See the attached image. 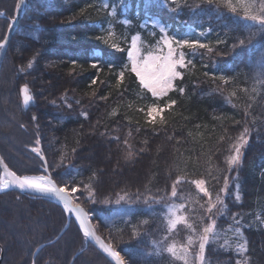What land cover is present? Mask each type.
I'll return each instance as SVG.
<instances>
[{
  "label": "trees",
  "instance_id": "1",
  "mask_svg": "<svg viewBox=\"0 0 264 264\" xmlns=\"http://www.w3.org/2000/svg\"><path fill=\"white\" fill-rule=\"evenodd\" d=\"M16 2L0 0V42ZM260 2L231 0L233 13L227 0H27L0 68L2 157L18 174H47L32 150L39 139L53 179L79 185L75 200L128 264H186L182 246L189 264L244 258L264 264V224L253 221L256 210L264 212V31L244 14L246 8L258 14ZM172 34L212 51L192 55L185 47L191 63L181 70L183 79L166 96L152 97L130 71L127 52L133 38L148 53ZM97 49L101 59L93 67ZM25 84L32 96L27 105ZM153 105L163 109L154 118ZM245 126L248 142L239 164L229 166ZM195 180L205 181L213 200L217 194L223 200L215 217L219 235L210 237L203 262L198 235L210 222L208 197ZM173 207L195 232L183 222L170 226ZM82 241L78 221L60 203L18 190L0 193V264H113L89 238ZM240 244L246 251H237ZM173 246L176 255L168 251Z\"/></svg>",
  "mask_w": 264,
  "mask_h": 264
},
{
  "label": "snow or ice",
  "instance_id": "2",
  "mask_svg": "<svg viewBox=\"0 0 264 264\" xmlns=\"http://www.w3.org/2000/svg\"><path fill=\"white\" fill-rule=\"evenodd\" d=\"M201 2L213 3L214 0H201ZM25 3V0H20L17 7L19 8L21 5ZM253 6H255V0H251ZM228 7H230L231 11L235 13L237 8L232 5L231 0H227ZM107 7V5H105ZM113 14H115V10H113ZM245 17L255 21L259 24L260 30L264 31V0H261L258 6V14H250L249 11L245 10ZM15 20L13 19L10 24H14ZM127 23V21H126ZM163 31V29H161ZM250 39V38H249ZM7 41V37H5V42ZM218 43H221L218 41ZM162 44L167 48V52L164 53V47H161L158 52L149 51L146 56L139 54V49L137 48L136 38H133L131 43V49L127 52V56L130 58V71L135 73L136 77L139 80V85L146 89L151 93L152 97H163L166 96L169 92L176 89V81L177 79H183V71L182 69H186L188 64L191 61L186 63V54L183 51L185 47L192 50V55L196 54L198 49H207L209 52L212 49L205 42H201L198 39L190 40V39H176L175 37H169L168 35H164L162 37ZM175 45V46H174ZM239 45L244 46L245 40L240 39ZM3 43H0V47H3ZM116 45H113L115 48ZM235 49L236 45L232 46ZM73 64L76 63L74 60ZM98 63L94 61L92 66L96 67ZM28 67H32V61H29ZM261 75H264V65L261 66ZM125 72L122 70L119 73V81L122 82L124 80ZM221 79L224 80L225 84L228 83V80L223 76ZM96 80H92V84H95ZM179 92H184V88H179ZM23 93V101L24 104L27 105L31 100L32 96L29 95V87L27 84L22 86ZM95 95V93H93ZM235 95V92L232 93ZM100 99H106V97H101ZM79 103V101H77ZM176 101L172 100L167 107H171L175 105ZM71 107V105H68ZM158 111L162 112L163 109L158 108L156 105L151 106L148 109L149 117L154 118V114ZM84 116H87V113H84ZM36 119V117H33ZM249 128L247 126L244 127L243 133L239 136L236 143L232 145L233 154L228 157L229 166L238 165L241 158V149L248 142V134ZM36 147L32 150L39 154L43 155L42 149L39 146L40 140L37 139L35 141ZM127 143V141H125ZM75 151V149H73ZM129 157L132 153L128 154ZM63 159V157L61 158ZM0 164H3V173L0 174V189H6L10 186H18L20 189H34L44 194H51L56 197L63 205V209L69 213H73L75 215L76 220L78 221V229L82 231L83 241L86 242L88 238H91L96 242L100 249H102L105 253H107L114 261L115 264H128L124 258H122L119 251H116L111 243L105 242L101 236L97 235L96 229L91 223L90 214L84 210L79 204L74 202V197L72 193L79 191V185H75L69 187V184L66 182H62L61 184H57V182L48 174H18L16 171H13L9 168V165L4 163V158L0 156ZM41 168L46 167V161L41 164ZM179 183L177 180L172 185L171 195L175 197L177 195V187L176 184ZM195 185L199 189L201 193L208 197L206 204V213L207 220L210 221L207 225H205L202 229V232L198 235L199 239V259L201 262L204 260V251L206 244L209 243L210 237L215 239L218 237V233L214 232V229L217 225L216 216L220 213V209L218 205L223 204V200L219 194H217L215 200L212 198V193L209 192L208 188L205 187L204 180H195ZM86 188H89V195L92 194V189L89 185H85ZM228 188V178L227 176L224 178V188L222 191H227ZM139 198V197H137ZM239 199V196L236 197ZM123 199V197H121ZM104 203H109V201L105 200ZM117 204L120 203V200L116 201ZM184 205H179V208H183ZM216 210V211H214ZM174 219L170 220V226L175 228L178 223L183 222L189 229L193 232L196 231L195 227L192 224L188 223L187 217L183 215H178L176 212H173ZM205 217H200L201 223H203ZM264 223V220L261 221ZM235 231L240 233V229L236 228ZM193 243V238L189 237L188 244L189 246ZM184 255H181L179 258L181 260H185L186 264H189L187 261V253L188 247L182 246ZM169 252H172L173 255H176L175 246L170 247L168 249ZM237 251L244 252L246 251V245L240 244L238 246ZM237 264H248L247 258H244L242 261H238Z\"/></svg>",
  "mask_w": 264,
  "mask_h": 264
},
{
  "label": "water",
  "instance_id": "3",
  "mask_svg": "<svg viewBox=\"0 0 264 264\" xmlns=\"http://www.w3.org/2000/svg\"><path fill=\"white\" fill-rule=\"evenodd\" d=\"M19 2H20V0H17V4H16V8H15V13H14V20H15V23L14 24H10L9 25V27H8V30H7V33H6V35H5V37H7V41L5 42V37H4V39L0 42V43H3V47H0V68H1V65H2V63H3V60H4V58H5V55H6V51H7V48H8V46H9V42H10V39H11V37H12V35H13V33L16 31V29H17V27H18V25H19V23H20V21H21V19L23 18V16H24V13H25V7H26V3H27V0H25V3L23 4V5H21L19 8L17 7V5L19 4ZM12 19V20H13ZM0 156H2L1 155V153H0ZM42 158H43V160H44V162H45V158H44V156L42 155ZM4 163H6L5 162V160H4ZM7 164V163H6ZM10 168V167H9ZM0 169H1V171H2V173H3V164H0ZM11 169V168H10ZM12 170V169H11ZM46 170H47V174L48 175H51V173H50V171H49V168L46 166ZM51 177H52V175H51ZM53 178V177H52ZM8 190H18V191H21V192H24V193H27V194H30V195H33V196H38V197H45V198H50V199H52V200H54V201H56V202H58V203H60L61 205H62V203L56 198V197H54L53 195H51V194H44V193H41V192H39V191H36V190H34V189H20L18 186H10L9 188H6V189H0V193L1 192H5V191H8ZM72 196H73V193H72ZM74 197V196H73ZM74 202L75 203H77V204H79L81 207H83L80 203H78L76 200H75V198H74ZM63 206V205H62ZM84 208V207H83ZM84 210L86 211V212H88L85 208H84ZM89 213V212H88ZM73 214V213H72ZM90 214V213H89ZM74 215V214H73ZM75 216V215H74ZM90 218H91V223L93 224V222H92V216H91V214H90ZM93 226H94V224H93ZM94 228H95V226H94ZM96 229V228H95ZM96 232H97V235H99V236H101L99 233H98V231L96 230ZM101 238L102 239H104L102 236H101ZM90 240H91V242L94 244V246L110 261V262H112L113 264H115V261L107 254V253H105L102 249H100L99 248V246L96 244V242L94 241V240H92L91 238H89ZM105 240V239H104ZM105 242H107L106 240H105ZM108 243V242H107ZM117 251V250H116ZM121 254V253H120ZM122 256V255H121ZM122 258H123V256H122Z\"/></svg>",
  "mask_w": 264,
  "mask_h": 264
},
{
  "label": "rangeland",
  "instance_id": "4",
  "mask_svg": "<svg viewBox=\"0 0 264 264\" xmlns=\"http://www.w3.org/2000/svg\"><path fill=\"white\" fill-rule=\"evenodd\" d=\"M16 4H17V2H16ZM22 20V19H21ZM157 21V23H159V21L158 20H156ZM19 26V25H18ZM18 28V27H17ZM15 33V32H14ZM14 33H13V35H14ZM13 35H12V37H13ZM12 37H11V39H12ZM170 37V36H169ZM171 37H175V35L174 34H172L171 35ZM176 38V37H175ZM11 39H10V42H11ZM185 39V38H184ZM10 42H9V45H10ZM136 43H137V48L139 49V54L140 55H143V56H146L147 55V53H143L142 51H141V49H140V46H139V40H138V37H136ZM175 46V45H174ZM161 47H164L163 46V44L156 50V51H153V52H158L159 51V49L161 48ZM8 48H9V46H8ZM8 48H7V51H8ZM7 51H6V53H7ZM167 52V48L166 47H164V53H166ZM101 59V51L100 50H95V53L93 54V56H92V60H93V62L94 61H97L98 60V62H99V60ZM160 111H158L157 113H159ZM156 114V113H155ZM154 114V115H155ZM6 162V161H5ZM178 207H173V208H171V211L172 212H176V214H178ZM92 216V215H91ZM93 217V216H92ZM262 220H264V212H263V210H256V213H255V215H254V217H253V221H254V223H257V222H261ZM262 223V222H261ZM262 224H264V223H262ZM122 255V254H121ZM124 258V257H123Z\"/></svg>",
  "mask_w": 264,
  "mask_h": 264
}]
</instances>
